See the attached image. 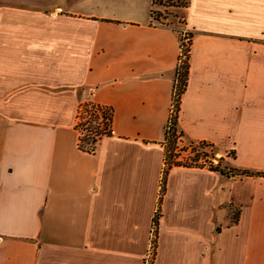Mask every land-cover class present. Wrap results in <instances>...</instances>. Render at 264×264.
I'll list each match as a JSON object with an SVG mask.
<instances>
[{
  "label": "crops",
  "instance_id": "crops-1",
  "mask_svg": "<svg viewBox=\"0 0 264 264\" xmlns=\"http://www.w3.org/2000/svg\"><path fill=\"white\" fill-rule=\"evenodd\" d=\"M151 9L0 0V264H264V176L240 174L264 173V0H189L187 164L168 168L155 237L179 44ZM83 101L112 111L92 152ZM205 151L239 173L199 165Z\"/></svg>",
  "mask_w": 264,
  "mask_h": 264
},
{
  "label": "trees",
  "instance_id": "trees-1",
  "mask_svg": "<svg viewBox=\"0 0 264 264\" xmlns=\"http://www.w3.org/2000/svg\"><path fill=\"white\" fill-rule=\"evenodd\" d=\"M159 4L162 5L164 7L163 13H157L155 15V12L153 10H151V17H152V22H154L156 25L158 26H163V27H168L171 29V31L175 34V36L177 37V39H179L180 35L177 32L176 29H174L173 27H169L166 23H164L163 19H165L166 14H168L169 12L167 11V7H177V8H181L182 10H184V16L183 19L185 18V11L188 7L189 4V0H158ZM156 3V0H152V5H154ZM185 21L183 20V26ZM188 42L183 50V52L181 53V55L178 56V62L175 66V70H174V79H173V85H172V97H171V106H172V110H171V118L169 119V124L166 121V124L164 125V139H163V147H164V168H163V172H162V178H161V183H160V196L158 199V205L154 214V218H153V228H154V237L156 234V227L158 224V219L160 216L159 213V202L164 190V183H165V178H166V174L168 171V168L172 165H180V164H187L185 163V161H180L177 160V156L179 155V153H175V144L179 141V139L182 137V132L179 131L178 129V125H177V121H178V112H179V108H180V101H181V96L184 93L185 89H186V85H187V80H188V73H189V52H190V45H191V38H192V34L189 32L188 34ZM183 56V58L181 57ZM86 133L83 137V144H88L90 143H94L97 140L96 136L98 134V128L93 125V124H89L86 127ZM90 134H93L92 136H90ZM89 137H86V136ZM100 138V137H98ZM202 144L205 146V143L202 142ZM207 145V144H206ZM84 146V145H83ZM184 150V149H183ZM199 154L204 155L205 153H196L193 155V160L196 159ZM211 156H214L213 153H210ZM222 157H220L217 162L215 164L210 165V167L208 169H210L211 171H215L218 172L220 175L223 176H228L230 173L232 172H236L239 173L238 170L236 169H232L231 167H227L226 165H222L221 161H222ZM241 175H249V176H264L263 172H249L246 170H241L240 171ZM235 220V217H234ZM155 241V239H154ZM154 243V242H153Z\"/></svg>",
  "mask_w": 264,
  "mask_h": 264
},
{
  "label": "built area",
  "instance_id": "built-area-1",
  "mask_svg": "<svg viewBox=\"0 0 264 264\" xmlns=\"http://www.w3.org/2000/svg\"><path fill=\"white\" fill-rule=\"evenodd\" d=\"M153 10V5L152 9ZM154 11V10H153ZM180 37L178 39L179 44V55L183 52L187 42H188V33L189 31L184 27L178 32ZM183 58V56H181ZM171 110L168 117V121L171 118ZM111 115L112 111L109 106L97 104L92 101H83L77 105L74 121V130L77 135V145L78 147H84L83 149L88 152H92L96 146L97 141L102 137L112 133L111 129ZM93 124L98 128L97 140L94 143L83 144L84 133L86 132V127L89 124ZM169 124V123H168ZM100 137V138H98ZM84 145V146H83ZM198 149V148H197ZM205 151L204 153H206ZM201 153V152H198ZM201 155V154H199ZM202 156V155H201ZM203 158L199 157L197 163L203 167L209 168L210 165L215 164L216 160L214 156L209 157L206 162H203Z\"/></svg>",
  "mask_w": 264,
  "mask_h": 264
},
{
  "label": "rangeland",
  "instance_id": "rangeland-1",
  "mask_svg": "<svg viewBox=\"0 0 264 264\" xmlns=\"http://www.w3.org/2000/svg\"><path fill=\"white\" fill-rule=\"evenodd\" d=\"M153 10L155 12V15L157 13H163L164 7L162 5L159 4L158 0H156V3L153 5ZM167 11L169 12L168 14H166L165 19L161 20L164 23H166L169 27H173L174 29L177 30V32H179L181 30V28H184L183 26V16H184V10H182L181 8H177V7H167ZM88 132H85L84 134H86ZM93 134H90V136H92ZM86 137H89L88 135ZM187 152H181V155H186ZM210 153L209 151H207L204 155H199L198 157L203 158V162H206L209 157H210ZM215 160L217 162V160L222 157V155H214ZM222 165H226L225 161L222 160L221 161ZM207 168V167H206Z\"/></svg>",
  "mask_w": 264,
  "mask_h": 264
}]
</instances>
